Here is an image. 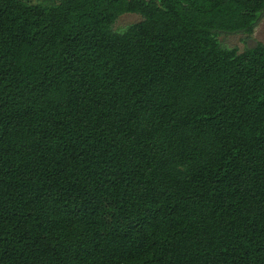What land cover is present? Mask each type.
<instances>
[{
  "label": "trees",
  "instance_id": "trees-1",
  "mask_svg": "<svg viewBox=\"0 0 264 264\" xmlns=\"http://www.w3.org/2000/svg\"><path fill=\"white\" fill-rule=\"evenodd\" d=\"M263 17L0 0V264H264Z\"/></svg>",
  "mask_w": 264,
  "mask_h": 264
},
{
  "label": "rangeland",
  "instance_id": "rangeland-1",
  "mask_svg": "<svg viewBox=\"0 0 264 264\" xmlns=\"http://www.w3.org/2000/svg\"><path fill=\"white\" fill-rule=\"evenodd\" d=\"M139 21H141V17L139 15L125 14L118 19L113 29L114 31H122L125 30L127 26ZM219 40L221 41V43L230 48H237L240 52H243L247 48L256 46L257 43H261L264 45V17L259 23L258 27L255 29L252 37H248L243 34H222L219 36Z\"/></svg>",
  "mask_w": 264,
  "mask_h": 264
}]
</instances>
